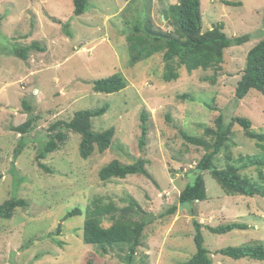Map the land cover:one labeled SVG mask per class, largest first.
<instances>
[{"label":"rangeland","instance_id":"rangeland-1","mask_svg":"<svg viewBox=\"0 0 264 264\" xmlns=\"http://www.w3.org/2000/svg\"><path fill=\"white\" fill-rule=\"evenodd\" d=\"M178 2L88 0L87 11L75 16L72 0H0V205L11 198L27 202L12 219L0 220V264H125V250L102 256L94 246L85 245L82 227L85 210L95 198L123 207L127 196L154 218L132 264H184L196 251L193 220L203 226L212 264H264L216 254L226 247L264 246V198L227 195L205 171L207 199L178 204L180 192L194 179L192 169L205 153L187 144L181 132L197 137L205 127L215 128L219 116L225 123L237 116L249 119L253 132L264 133V97L255 90L242 100L235 97L246 54L264 39V0H200L202 32L220 23L227 37L250 34L251 39L224 51L219 70L187 73L181 68L179 78L167 83L160 55L129 65L125 34L134 22L147 18L155 29L171 31L162 12ZM33 42L43 51H31L26 61L13 55L18 47ZM116 74L125 80V89L112 94L93 91L96 80ZM183 94L186 98H179ZM103 105H108L107 112L92 119L94 132L114 130L103 154L95 151L81 158L80 136L64 130L66 142L40 161L49 172L38 167L36 155L52 124ZM142 111L148 114V134L140 148ZM29 117L34 123L23 135L25 148L14 158L21 135L13 128ZM259 151L255 141L233 124L227 146L213 164L217 169L240 166V156ZM138 159L145 161L151 179L141 175L99 179L100 170L111 161L129 165ZM239 173L258 178L254 167ZM173 205L177 210L167 214ZM72 209L82 213L63 220ZM227 223H242L247 229L224 235L206 229ZM58 224L61 234L54 235Z\"/></svg>","mask_w":264,"mask_h":264},{"label":"trees","instance_id":"trees-1","mask_svg":"<svg viewBox=\"0 0 264 264\" xmlns=\"http://www.w3.org/2000/svg\"><path fill=\"white\" fill-rule=\"evenodd\" d=\"M227 5L239 6L240 3L225 2ZM73 14L79 16L88 9V0H72ZM163 19L170 21L171 31H162L154 28L152 22L147 18L143 22H134L129 33L125 34V41L129 53V65L146 61L155 55L162 57L164 82L176 81L179 78V70L184 68L187 73L197 70L207 71L220 69L224 61V51L232 46H241L251 39L250 34L229 38L224 33L223 24H216L212 29L202 32V13L200 0H179L177 4L169 5L163 12ZM264 31V13L262 17ZM59 23V22H58ZM264 33V32H263ZM42 52L37 42L27 46H20L13 51V55L26 61L31 51ZM126 87L125 80L120 75H113L105 79L96 80L93 83V91L96 93L112 94ZM250 90L259 92L264 97V39L254 45L246 54L245 67L237 82L235 89L236 100H242ZM179 98H186L183 94ZM24 108L30 111L29 106L23 102ZM108 105H103L94 110H81L75 112L68 121H57L48 128V140L36 155L37 165L49 172L40 162L54 152L67 140L65 131H72L80 136L79 156L87 159L95 151L103 154L110 146L114 136V130L107 129L94 132L92 119L103 116ZM29 117L23 124L14 127L13 131L21 135L14 151V158L19 156L26 143L23 135L27 134L34 123ZM148 114L142 111L140 114V136L139 147L146 145L148 134ZM237 124L244 132L245 137L255 141L259 154L253 156H240L237 162L240 166L228 165L225 169L214 167V159L227 146L231 135V126ZM181 136L187 144L201 147L204 155L194 166L195 174L191 184H186L178 196V204H192L203 202L207 199L205 182L202 172H210L212 178L227 195H241L245 197L264 198V133H255L251 130L249 119L242 117H231L229 123H225L222 116L215 120V128L205 127L203 134L195 137L185 132ZM232 160L231 156H226ZM254 167L257 169V180H251L247 176L240 175V170ZM131 175H141L151 179L145 161L138 159L129 165H122L113 160L99 172L101 181L112 178L124 179ZM125 206L119 207L115 203H104L95 198L85 210V219L82 227V241L85 245H92L102 256L112 252L126 251L123 258L125 264H132L138 248L142 244L143 233L147 225L154 218L145 213L140 204L132 197L124 198ZM27 202L23 199L11 198L0 205V220L12 219L16 209L25 208ZM177 210V205L171 206L167 214ZM79 209L67 212L64 219L80 215ZM109 224L108 227L103 225ZM195 234L193 243L195 253L184 264H212L209 250L204 245L202 225L193 220ZM62 224L56 226L54 235L61 234ZM211 234L224 235L234 230H246L247 226L242 223H227L216 227L207 226ZM57 246L60 242L55 241ZM233 260L248 259L252 261H264V246L262 244L242 245L226 247L216 251Z\"/></svg>","mask_w":264,"mask_h":264},{"label":"clouds","instance_id":"clouds-1","mask_svg":"<svg viewBox=\"0 0 264 264\" xmlns=\"http://www.w3.org/2000/svg\"><path fill=\"white\" fill-rule=\"evenodd\" d=\"M213 28V27H212Z\"/></svg>","mask_w":264,"mask_h":264}]
</instances>
